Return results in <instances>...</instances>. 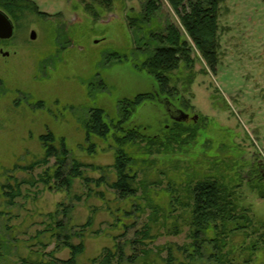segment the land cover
<instances>
[{
	"label": "rangeland",
	"instance_id": "374dc122",
	"mask_svg": "<svg viewBox=\"0 0 264 264\" xmlns=\"http://www.w3.org/2000/svg\"><path fill=\"white\" fill-rule=\"evenodd\" d=\"M31 1L43 15L23 11L14 20L5 12L14 33L0 39V186L28 181L12 206L0 189V264H63L71 256L63 241L83 243L74 264H92L117 243L126 255L137 254L138 264H216L215 257L264 264V1L219 0L213 66L166 0H157L148 24L141 23L145 0ZM168 21L192 49L191 64L166 73L174 100L157 95L154 77L135 67L151 52L144 38ZM113 53L126 58L108 60ZM148 92L156 99L126 116L123 100ZM91 108L104 111L105 138L86 137ZM175 121L186 133L172 142ZM133 128L139 135L130 140ZM47 133L55 146L63 140L73 158L93 165L86 177L104 183L76 178L59 191L34 182L46 166L22 167L44 156L39 137ZM119 150L132 158L135 176L136 192L125 199L109 187ZM253 174L261 178L252 181ZM200 179L232 187L237 212L249 223H229L220 235L211 227L195 243L187 187ZM61 205L70 207L67 217L56 214Z\"/></svg>",
	"mask_w": 264,
	"mask_h": 264
},
{
	"label": "trees",
	"instance_id": "16d2710c",
	"mask_svg": "<svg viewBox=\"0 0 264 264\" xmlns=\"http://www.w3.org/2000/svg\"><path fill=\"white\" fill-rule=\"evenodd\" d=\"M110 1L111 0H108L107 3ZM166 1L177 14L180 26L187 33L194 47L199 51L206 62L213 66L215 64V58L217 57L216 52L218 48L216 35L218 32L217 9L219 0ZM159 6L157 0H145L141 23L148 24L152 17V13L159 9ZM0 9L10 15L14 20H17L23 11L43 15L42 12H39L36 4L31 0H0ZM137 23L138 18L131 19V24L135 26ZM141 26L143 28V25ZM147 36L148 37L144 38L145 41L143 46L148 48L151 47V52L141 65H135V67H137L138 70H146L147 73L154 77L157 84V90L155 92L157 95L174 100L176 99L177 92L170 85L171 81L166 73L177 68L179 62H183L187 65L191 64L192 60L190 53L192 49L186 39L182 35H179L177 26L172 22L170 23V21L165 23L162 31L151 32V34ZM147 41H149L148 44L146 43ZM153 43L161 45L157 47L156 45L154 46ZM125 58L119 56L118 53H113L111 57H108V60L114 59L117 62H123ZM155 93H140L131 100H123L128 106L127 110H125L126 116L131 114V112L143 102L156 99ZM183 106L185 107L186 105L184 104ZM103 115L104 111L100 108L89 109L84 123L87 138L91 135L100 138H105L107 136L109 133V125L104 121ZM181 123L183 122L175 121L170 128V130H172L170 134V138H173L172 142L180 140L186 133V129L180 126ZM187 133L189 134V132ZM137 135L139 134L135 128L128 132L130 140L133 138L135 139ZM189 136H192V134H189ZM39 139L45 149L44 156L37 162L22 167L24 170L33 171L36 167L46 166L44 171L38 175V178L34 182H40L45 187L47 186L48 188L59 191H68L73 180L76 178L81 179L83 183L87 185L93 182L96 185L104 183L105 180L103 177L95 180L84 175V170L93 168V165L82 163L73 158L63 140H61L57 147L54 145L55 139L52 133L43 134ZM182 140H184V138H182ZM159 143L161 145L163 144L161 141ZM52 159L54 162L50 166ZM131 163L132 158L124 153L123 150H119L115 162L112 165L117 174V178L114 182L109 184V187L120 199L128 198L136 192V188L133 186L135 176H131L129 173ZM49 169H53L51 173H49ZM255 174L252 175V181L255 178H261L259 175L254 177ZM26 182L28 181H17L14 178L13 184L7 182L0 186L2 195L7 200V205L12 206L14 204V200L21 194V185ZM187 191L190 200L189 207H191L192 210V238L195 243L199 239L202 240V235L211 227L217 231L216 235H220V230L227 227L229 223H249L250 218L245 212L241 214L237 212V203H235L234 200V189L223 182L216 179H200L192 183V185L189 183ZM61 206L60 209L56 211V214L61 212L64 217H67L66 215L70 207L66 205ZM49 217L53 219L55 213L49 214ZM218 222L221 224H218ZM89 224L90 222L88 221L84 226L87 227ZM55 225L58 228L63 227L60 220H57ZM145 228H147V224ZM243 228L244 227L240 226L237 229L242 230ZM142 232L147 233L146 230ZM56 236L59 237V235ZM66 238L69 237L66 236ZM63 246L70 248L71 256L68 260L62 261V263L74 264L76 256L83 251V243L80 242L77 245H73L69 241H63ZM132 249L134 250V247H132ZM218 253L219 251H217V254ZM213 256H216V254ZM137 259V254L133 253L131 255H126L123 245L117 243L113 250L109 248L103 249L102 254L92 259L91 262L92 264H138ZM219 259L220 258L215 257L216 264H222Z\"/></svg>",
	"mask_w": 264,
	"mask_h": 264
},
{
	"label": "water",
	"instance_id": "95a60500",
	"mask_svg": "<svg viewBox=\"0 0 264 264\" xmlns=\"http://www.w3.org/2000/svg\"><path fill=\"white\" fill-rule=\"evenodd\" d=\"M14 33V25L9 16L0 9V39H9ZM35 32H30V38L35 39ZM186 116L183 115V118Z\"/></svg>",
	"mask_w": 264,
	"mask_h": 264
}]
</instances>
